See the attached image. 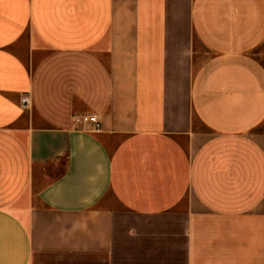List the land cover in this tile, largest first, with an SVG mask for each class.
I'll return each mask as SVG.
<instances>
[{"label":"crops","instance_id":"0c3cea01","mask_svg":"<svg viewBox=\"0 0 264 264\" xmlns=\"http://www.w3.org/2000/svg\"><path fill=\"white\" fill-rule=\"evenodd\" d=\"M262 45L264 0H0V264H264Z\"/></svg>","mask_w":264,"mask_h":264},{"label":"built area","instance_id":"2783aa9c","mask_svg":"<svg viewBox=\"0 0 264 264\" xmlns=\"http://www.w3.org/2000/svg\"><path fill=\"white\" fill-rule=\"evenodd\" d=\"M29 102L28 98L26 96H22L20 98V103L22 105H27ZM83 122H88L93 125V129H98L99 128V121L95 115H89V116H84L81 118Z\"/></svg>","mask_w":264,"mask_h":264},{"label":"rangeland","instance_id":"374dc122","mask_svg":"<svg viewBox=\"0 0 264 264\" xmlns=\"http://www.w3.org/2000/svg\"><path fill=\"white\" fill-rule=\"evenodd\" d=\"M260 50H261V51L264 50V45H262V46L260 47Z\"/></svg>","mask_w":264,"mask_h":264}]
</instances>
